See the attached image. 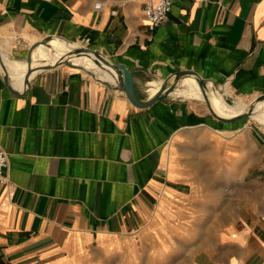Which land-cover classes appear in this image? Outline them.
Wrapping results in <instances>:
<instances>
[{"label": "crops", "instance_id": "crops-1", "mask_svg": "<svg viewBox=\"0 0 264 264\" xmlns=\"http://www.w3.org/2000/svg\"><path fill=\"white\" fill-rule=\"evenodd\" d=\"M145 1L0 0L8 68L7 77L0 70V146L9 156L0 264L122 257L130 242L154 264H264V124L216 120L191 76L168 98L136 107L123 82L101 79L67 51L95 50L155 90L176 72H196L214 112L234 117L247 110L243 98L264 95V0H171L154 31ZM49 38L33 61L65 50L49 65H69L26 85L9 64L26 66L31 46ZM136 90L142 102L154 96ZM254 112L264 114V101ZM200 128L215 137L200 141L197 165L184 135Z\"/></svg>", "mask_w": 264, "mask_h": 264}, {"label": "water", "instance_id": "water-1", "mask_svg": "<svg viewBox=\"0 0 264 264\" xmlns=\"http://www.w3.org/2000/svg\"><path fill=\"white\" fill-rule=\"evenodd\" d=\"M51 41V38L46 39V40H41L33 44L28 52L27 59H26V71H25V84L28 85L30 82L31 76L35 75L36 73L47 70L50 68H54L57 66L61 65H69V62L65 59L59 60L57 63L53 65H42V66H33V53L37 49L39 45H47ZM70 55H78V54H86V55H93L97 59V62L102 63L108 67H110L114 72L122 77V82H123V91L125 92L126 96L130 100V102L139 108H146L157 101L166 99L170 96V94L177 88L179 82L184 79L185 77L191 76L194 77L198 83V86L201 90V93L204 98V102L206 103L208 110L210 114L218 121L222 123H235L243 119H251L252 114L254 112V107L256 103L264 101V95L258 97L249 107H247V110L237 116L234 117H222L217 115L214 110L212 109L210 100L208 98V90H209V84L202 79L196 72L193 71H179L174 74H172L168 79L164 80L162 82L161 88L158 90V92L148 101L142 102L140 100V95L139 92L135 89V75L130 72L127 68L120 66V65H114L112 64L103 54L92 50L90 48H77L73 49L70 52ZM0 70L4 72L5 76L6 73H8V68L0 54ZM94 76L93 74H91ZM7 77V76H6ZM96 77V76H95ZM118 78V77H117ZM119 79V78H118ZM6 83L9 85V80L8 78L5 79ZM212 87V86H210ZM213 88V87H212ZM215 91L216 89L213 88ZM252 120V119H251Z\"/></svg>", "mask_w": 264, "mask_h": 264}, {"label": "rangeland", "instance_id": "rangeland-1", "mask_svg": "<svg viewBox=\"0 0 264 264\" xmlns=\"http://www.w3.org/2000/svg\"><path fill=\"white\" fill-rule=\"evenodd\" d=\"M135 89H137V87H135ZM221 93L224 95L226 101L228 103H230L231 105H234L235 102L238 101L235 97H231V95L227 92L221 91ZM243 99H244L243 101L245 103H247L248 107H249L257 98L248 97V98H243ZM201 103L205 104V102H201ZM211 106H212V108H214L215 105H211ZM207 112H208V110H207ZM239 114H241V113L238 112L237 115H239ZM252 115L253 116H260L259 112H253ZM262 115H264V114H262ZM252 120H251V122H253L256 125H257V122H255V121H258L259 123L264 124V119H260V120L252 119ZM203 130L204 129L200 128V129L194 130V133L190 132V133H185V135H184L185 138L188 139L186 141L188 144V147L184 146V149H186V148L189 149L190 151L193 152L194 156L200 158L198 162H195V164H197V165H201V157L203 155H206V153H205L206 151L204 150L205 148L200 146V141L203 138H207V137L214 138L215 137L214 134L212 133V131H210L209 133H204ZM181 149L182 148H180V151H182L183 154H185L186 151H184L183 149L181 150ZM139 245H140L139 242H136V243L130 242L129 246H126L124 244V247L122 248V250H124V251H122V255H123L122 257L120 255L118 257H111V258L110 257L109 258H98V259H96V258H94V259L84 258V259L78 260L75 264H154V262L150 263L147 260H145L143 257L142 258L139 257V254H138ZM174 246H176L180 249L182 247V246L179 247L176 244H174ZM71 263L72 262L69 261L67 264H71ZM175 264H178V262H176Z\"/></svg>", "mask_w": 264, "mask_h": 264}, {"label": "built area", "instance_id": "built-area-1", "mask_svg": "<svg viewBox=\"0 0 264 264\" xmlns=\"http://www.w3.org/2000/svg\"><path fill=\"white\" fill-rule=\"evenodd\" d=\"M100 9L101 5H97ZM172 10L171 0H146L144 3V14L151 31L156 30L164 24ZM9 156L0 146V184L8 180Z\"/></svg>", "mask_w": 264, "mask_h": 264}, {"label": "bare ground", "instance_id": "bare-ground-1", "mask_svg": "<svg viewBox=\"0 0 264 264\" xmlns=\"http://www.w3.org/2000/svg\"><path fill=\"white\" fill-rule=\"evenodd\" d=\"M71 50H73V48H71V49L67 48V51H71ZM63 51H65V50H56V51L52 52L50 55H48L46 58H45V55L44 54H41V59H44L45 58L44 61L42 63H40V64H37L36 61H33V66L36 67V66H42V65H49L56 58V56L59 55ZM78 55H80L86 61V63L91 68V70L98 77H100L101 79L107 80V81H112V82H122V77H120L119 75L118 76H108V75H104V74L100 73L96 68H94V66L92 65V61H91V59L89 58L88 55H86V54H78ZM9 65H10V70H13L15 72L16 71H23V72H25L26 71V67H27V66H24L23 63H18V62L11 63ZM135 86L138 89H140V90H142V91H144L146 93H150V94H154L155 95L158 92V90L147 88L146 86L138 83L137 81H135ZM245 111L246 110H244V112ZM251 118L252 119H255V120H260V119H264V115H260V116H253L252 115Z\"/></svg>", "mask_w": 264, "mask_h": 264}]
</instances>
